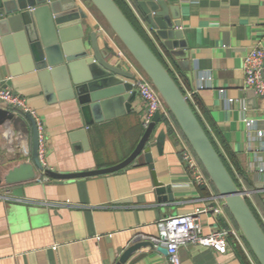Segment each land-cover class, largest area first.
<instances>
[{"label": "crops", "instance_id": "1", "mask_svg": "<svg viewBox=\"0 0 264 264\" xmlns=\"http://www.w3.org/2000/svg\"><path fill=\"white\" fill-rule=\"evenodd\" d=\"M85 17L73 32L90 45L94 33L102 49L106 39L83 6ZM139 14L136 0H122ZM175 9L185 42L175 58L142 29L148 45L174 75L197 112L214 147L244 192L264 229V96L245 88L243 59L264 45V0H163ZM119 68L125 64L113 58ZM132 81V78H122ZM26 99L43 124V165L71 173L108 167L126 158L142 135L144 105L137 95L130 111L84 127L75 100L49 104L34 72L7 60L0 43V87ZM20 113L21 112H17ZM251 120L248 126L244 120ZM80 128L85 130L78 133ZM158 122L149 141L150 163L129 165L115 173L54 183L46 176L5 184L6 171L28 157L26 141L0 128V264H117L137 236L159 238V223L210 205V191L191 183L182 167L174 132ZM163 131L162 143L156 136ZM263 136L259 138L257 133ZM81 144V150L73 147ZM154 179L170 188L171 200L157 201ZM213 190V189H212ZM214 191V190H213ZM164 198L167 195H163ZM211 211L200 215L203 231L215 223ZM180 264H242L234 249L223 255L197 244L178 249ZM123 264H168L167 255L142 247Z\"/></svg>", "mask_w": 264, "mask_h": 264}, {"label": "water", "instance_id": "2", "mask_svg": "<svg viewBox=\"0 0 264 264\" xmlns=\"http://www.w3.org/2000/svg\"><path fill=\"white\" fill-rule=\"evenodd\" d=\"M85 1L95 9L127 54L151 80L225 205L232 222L241 231L255 260L258 264H264V232L261 225L246 203L244 192L233 182L186 97L159 56L139 36L115 1ZM136 1L140 15H134L142 29L147 28V33L167 53L175 58L182 57L185 42L175 9L166 6L163 0ZM84 17L85 14L74 0H0V43L7 60L15 64L20 61L23 71L35 73L49 104L75 100L83 126L88 127L114 115L129 112L137 94L131 82L122 79L132 78L131 74L119 68L115 62L112 63L113 58L122 61L115 47L105 43L101 49L94 33L90 35V45L77 39L74 46L69 40ZM158 122L159 113L154 112L133 151L115 165L63 173L52 171L39 161L34 117L29 113L20 114L2 107L0 128L10 129L18 142L26 141L28 144V158L8 169L2 181L9 185L32 181L39 173L54 183H60L115 173L129 165L150 163L149 141ZM78 133L85 138L84 128H80ZM163 137L164 133L160 131L156 142L161 144ZM73 147L82 149L78 142ZM152 186L155 187L158 202L171 200L169 187L162 186L154 177ZM163 195L167 196L164 198ZM159 238L163 239L164 233H160ZM142 247L156 248L167 255L165 246L158 245L152 238L137 236L119 255L117 264H123Z\"/></svg>", "mask_w": 264, "mask_h": 264}, {"label": "built area", "instance_id": "3", "mask_svg": "<svg viewBox=\"0 0 264 264\" xmlns=\"http://www.w3.org/2000/svg\"><path fill=\"white\" fill-rule=\"evenodd\" d=\"M86 10L89 16L94 19L97 31L106 39L112 40L114 36L100 15L92 11V7L85 0H77ZM115 38V36H114ZM118 57L125 64L128 72L132 76L131 85L136 90V94L144 105V118L142 128H146L150 123L154 112L159 113V122L174 132L179 157L185 173L188 175L192 184L208 189L210 191V205L206 208H196L189 214L172 215L162 220L158 225L164 238H152L158 245L165 246L167 250L168 264H180L178 259V249L182 245L197 244L205 248L212 249L216 254L223 255L235 246L239 248L243 256L250 264H258L255 260L249 246L242 236L241 231L232 222L217 192L212 186L210 179L201 167L193 149H191L182 131H180L173 115L169 112L161 95L153 86L151 80L141 70L138 64L130 57L122 45L114 43ZM244 73L245 88L254 92L258 97L264 96V45L252 47L245 55L242 64ZM6 108L14 112L29 113L34 117L38 134V158L43 164L45 157V138L43 134V124L36 119L33 111L28 107L26 99L14 93L6 86L0 87V108ZM246 125L251 124V120L245 119ZM262 138L261 131L257 133ZM214 191H213V190ZM243 191V190H242ZM211 211L214 220V227L209 232L203 231V225L200 222V215Z\"/></svg>", "mask_w": 264, "mask_h": 264}, {"label": "trees", "instance_id": "4", "mask_svg": "<svg viewBox=\"0 0 264 264\" xmlns=\"http://www.w3.org/2000/svg\"><path fill=\"white\" fill-rule=\"evenodd\" d=\"M113 1H115V3L117 4V6L120 8L121 12L123 13L124 17H125V18H126L131 24H132V26L134 27V29L136 30V32L139 34V36H140V37L146 42V44L148 45L146 39H145L144 36L142 35V27H141L139 21L136 19V17H135V15H134L133 11L131 10V8H129V7L127 6V4H125L124 1H122V0H113ZM148 46H149V45H148ZM149 47H150V46H149ZM150 48H151V47H150ZM151 49H152V48H151ZM152 50H153V49H152ZM153 51H154V50H153ZM159 59H160V58H159ZM161 62H162V61H161ZM162 63H163V62H162ZM164 66H165V65H164ZM165 68H166V66H165ZM166 69H167V68H166ZM167 71H168V69H167ZM168 73L172 76V78L174 79V81H175V83L177 84L178 88H179L180 91L182 92V90H181L179 84L177 83V80L175 79L174 75H172L170 71H168ZM182 93H183V92H182ZM183 94H184V93H183ZM184 96H185V95H184ZM186 100H187V99H186ZM187 102H188V104H189V106H190L192 112H194L196 118L198 119V121H199V123H200L202 129L204 130V128H203V126H202V124H201V122H200V119H199V117H198V115H197V112H195V109H194L193 105H192L189 101H187ZM167 130H169V129H167ZM204 131H205L207 137L209 138V140H210V142H211L213 148L216 149V148L214 147V144H213V142H212V140H211L209 134L206 132V130H204ZM216 152H217V150H216ZM217 153H218V152H217ZM218 155H219V153H218ZM219 157H220V159H221V161H222V158H221L220 155H219ZM222 163H223V161H222ZM223 165H224V163H223ZM224 167H226V166L224 165ZM226 169L228 170V172H229V174H230V176H231L233 182L235 183V185H237V186L240 188V186L238 185L237 181L235 180V178L233 177L232 173L230 172L229 168L226 167ZM251 211H252V210H251ZM254 216H255V215H254ZM255 218H256V217H255ZM256 220H257V222H258V219H257V218H256ZM259 224H260V222H259ZM262 230H263V232H264L263 227H262ZM233 249H234V253H235L236 256L239 258V260H241L242 264H250L249 261H247V260L245 259V257L243 256V254L241 253V251L239 250L238 247L235 246Z\"/></svg>", "mask_w": 264, "mask_h": 264}, {"label": "rangeland", "instance_id": "5", "mask_svg": "<svg viewBox=\"0 0 264 264\" xmlns=\"http://www.w3.org/2000/svg\"><path fill=\"white\" fill-rule=\"evenodd\" d=\"M92 11H93L95 14L97 13V12L95 11L94 8H92ZM97 14H98V13H97ZM97 14H96V15H97ZM98 15H99V14H98ZM98 15H97V16H98ZM101 20H102V18H101ZM103 21H104V20H103ZM105 24H106V23H105ZM107 27H108V26H107ZM118 42H119V41H118ZM119 44H120V42H119ZM120 45H121V44H120Z\"/></svg>", "mask_w": 264, "mask_h": 264}]
</instances>
